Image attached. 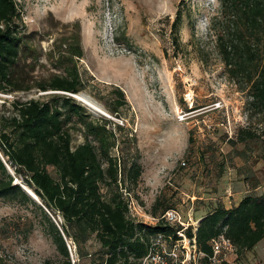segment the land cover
Masks as SVG:
<instances>
[{"label": "rangeland", "instance_id": "374dc122", "mask_svg": "<svg viewBox=\"0 0 264 264\" xmlns=\"http://www.w3.org/2000/svg\"><path fill=\"white\" fill-rule=\"evenodd\" d=\"M15 1L26 37L22 68L32 86L18 99H49L53 92H38L36 82L61 73L52 56L66 48L73 32L69 26L79 21L85 52L78 64L85 83L80 94L108 113L112 86L124 91L129 106L123 117L110 116L138 138L143 175L132 196L145 214L151 215L160 199V212L170 206L198 227L207 212H200L203 204L225 199L230 207L264 193V116L250 107L245 80L232 77L211 36L213 23L219 29L225 24L220 23V0ZM262 45L263 52V39ZM239 130L255 138L238 142ZM74 137L76 145L84 142L81 133ZM9 169L13 184L30 201L0 198V256L5 264H62L43 231L40 207L52 217L50 212L28 194L35 192L25 179ZM91 249L96 252L97 244ZM79 264L94 263L87 258ZM221 264H264V240L243 257L234 248Z\"/></svg>", "mask_w": 264, "mask_h": 264}, {"label": "trees", "instance_id": "16d2710c", "mask_svg": "<svg viewBox=\"0 0 264 264\" xmlns=\"http://www.w3.org/2000/svg\"><path fill=\"white\" fill-rule=\"evenodd\" d=\"M222 27L213 23L223 61L233 78H242L252 109L264 116V0H220ZM177 17V21H181ZM219 22V21H218ZM21 10L15 0H0V94L12 101L0 104V198H30L18 185L7 167L22 176L34 189L35 196L50 212L40 207L43 231L62 257V264H72L67 242L77 248L78 264L91 259L96 264H139L159 234L177 236L162 223L151 227L135 223L128 216V200L143 175L138 138L112 120L96 117L70 95H79L85 83L79 62L85 52L81 24L64 41L66 48L52 56L61 73L38 80V92H53L47 101H21L18 93L32 90L31 80L22 68L26 37L20 33ZM262 52V54H261ZM9 104V107H7ZM129 106L124 91L112 86L108 114L122 118ZM75 132L84 142L75 144ZM255 134L239 130L238 142L253 140ZM118 151V155L116 154ZM6 164V165H5ZM157 199L151 215L160 217ZM58 218L60 221H58ZM188 237L193 231L189 228ZM224 235L239 257L252 251L264 240V193L247 195L231 209L219 203L201 219L195 234L203 254L213 255L211 241ZM98 249L92 252V245ZM0 264H5L0 256Z\"/></svg>", "mask_w": 264, "mask_h": 264}, {"label": "built area", "instance_id": "2783aa9c", "mask_svg": "<svg viewBox=\"0 0 264 264\" xmlns=\"http://www.w3.org/2000/svg\"><path fill=\"white\" fill-rule=\"evenodd\" d=\"M0 27L3 28V26ZM123 192L128 200L130 220L151 227L162 223L177 236V239L173 235L165 234L153 237L147 255L139 261V264H201L204 262L206 264H221L230 253L234 252L231 241L221 235L210 243L213 255L206 256L200 252L197 246L195 234L198 227L192 218H189L188 222L185 221L182 214L176 209H169L160 217L147 215L132 194H128L124 190ZM189 228H192L193 231L192 238L187 235ZM67 246L72 264H77L79 258L75 244L68 241Z\"/></svg>", "mask_w": 264, "mask_h": 264}, {"label": "bare ground", "instance_id": "6f19581e", "mask_svg": "<svg viewBox=\"0 0 264 264\" xmlns=\"http://www.w3.org/2000/svg\"><path fill=\"white\" fill-rule=\"evenodd\" d=\"M77 98V100L83 104L84 106H86L88 109H90L91 111L95 112V113H105L104 109L96 102L94 101L92 98L86 96L85 94H79L74 96ZM28 192L29 195H31V197L38 201L37 199L38 197L35 196L32 192H30L29 190H26Z\"/></svg>", "mask_w": 264, "mask_h": 264}, {"label": "crops", "instance_id": "0c3cea01", "mask_svg": "<svg viewBox=\"0 0 264 264\" xmlns=\"http://www.w3.org/2000/svg\"><path fill=\"white\" fill-rule=\"evenodd\" d=\"M116 85H117V84H116ZM234 202H235V201H234ZM240 202H241V201H240ZM240 202H239V201H238V202L236 201V202L234 203V205H233V206H230V207L227 205V201H225V199H224L223 202H219V203L223 204L227 209H231L232 207L237 206ZM215 206H216V204H215L214 206H213V205H209V203H208L206 206L203 204V205L200 207V210H201L200 212H202V211H207V212H206V215H207V214L211 211L210 208H214ZM198 209H199V208H198ZM194 211H195V212H194L195 215H196L197 213H199L198 210H194ZM206 215H205V216H206ZM205 216H204V217H205ZM204 217H203V218H204ZM203 218H202V219H203ZM200 221H201V219H200Z\"/></svg>", "mask_w": 264, "mask_h": 264}, {"label": "water", "instance_id": "95a60500", "mask_svg": "<svg viewBox=\"0 0 264 264\" xmlns=\"http://www.w3.org/2000/svg\"><path fill=\"white\" fill-rule=\"evenodd\" d=\"M70 96H72L73 98H75V99H77L76 97H74V96H76V95H70ZM95 113V112H94ZM97 114H99V115H102L103 117H105V118H107V119H109V120H112V121H114V119L108 114V113H97ZM0 157H1V155H0ZM1 159H2V157H1ZM3 160V159H2ZM3 162H4V160H3ZM6 165V164H5ZM7 167V170L9 171V173L11 174V171H10V169H9V167L8 166H6ZM34 200V199H33ZM39 200V199H38ZM35 202H37L38 203V201H36V200H34ZM44 207V206H43Z\"/></svg>", "mask_w": 264, "mask_h": 264}]
</instances>
